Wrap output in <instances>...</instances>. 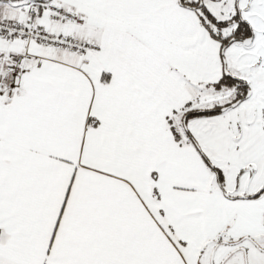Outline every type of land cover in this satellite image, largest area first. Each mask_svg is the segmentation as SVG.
I'll return each instance as SVG.
<instances>
[{
	"label": "snow or ice",
	"instance_id": "snow-or-ice-1",
	"mask_svg": "<svg viewBox=\"0 0 264 264\" xmlns=\"http://www.w3.org/2000/svg\"><path fill=\"white\" fill-rule=\"evenodd\" d=\"M0 264H264V0H0Z\"/></svg>",
	"mask_w": 264,
	"mask_h": 264
}]
</instances>
